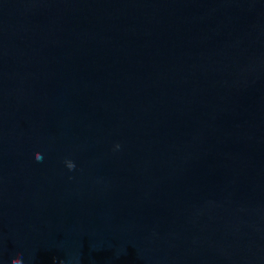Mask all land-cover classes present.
I'll return each instance as SVG.
<instances>
[{"label":"water","instance_id":"95a60500","mask_svg":"<svg viewBox=\"0 0 264 264\" xmlns=\"http://www.w3.org/2000/svg\"><path fill=\"white\" fill-rule=\"evenodd\" d=\"M0 264H264V0H0Z\"/></svg>","mask_w":264,"mask_h":264},{"label":"clouds","instance_id":"9594fccd","mask_svg":"<svg viewBox=\"0 0 264 264\" xmlns=\"http://www.w3.org/2000/svg\"><path fill=\"white\" fill-rule=\"evenodd\" d=\"M36 160H37V161H41V160H42V157H39V156H38V157H36Z\"/></svg>","mask_w":264,"mask_h":264}]
</instances>
